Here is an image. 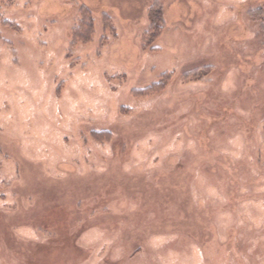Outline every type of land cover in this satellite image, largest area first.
<instances>
[{
  "label": "rangeland",
  "instance_id": "rangeland-1",
  "mask_svg": "<svg viewBox=\"0 0 264 264\" xmlns=\"http://www.w3.org/2000/svg\"><path fill=\"white\" fill-rule=\"evenodd\" d=\"M0 264H264V0H0Z\"/></svg>",
  "mask_w": 264,
  "mask_h": 264
},
{
  "label": "trees",
  "instance_id": "trees-1",
  "mask_svg": "<svg viewBox=\"0 0 264 264\" xmlns=\"http://www.w3.org/2000/svg\"><path fill=\"white\" fill-rule=\"evenodd\" d=\"M150 26L145 32L147 43H151L157 37V34L161 31L162 26V12L160 8L152 6L149 11ZM93 19L91 13L88 10L83 11V16L80 25L75 30L73 41H87L90 35L93 33ZM159 85V84H158Z\"/></svg>",
  "mask_w": 264,
  "mask_h": 264
}]
</instances>
